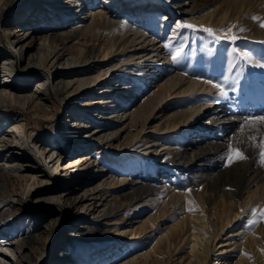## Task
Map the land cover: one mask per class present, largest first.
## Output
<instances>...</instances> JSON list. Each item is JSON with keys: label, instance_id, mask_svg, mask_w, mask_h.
<instances>
[{"label": "rangeland", "instance_id": "1", "mask_svg": "<svg viewBox=\"0 0 264 264\" xmlns=\"http://www.w3.org/2000/svg\"><path fill=\"white\" fill-rule=\"evenodd\" d=\"M36 1L38 2L8 0L0 11V55L10 61L21 58L18 67L23 71L15 82L25 81L30 91H35L42 83L46 84L52 93L53 88L63 87L68 81L80 77L78 72L68 75L59 70L50 75L38 66L29 68L28 71L23 67L40 64L44 57V50L40 47L43 46V38H46L47 42H50V39L56 41L62 48L68 44L63 41L66 32L78 26L88 25L93 19L101 21L115 16L121 22L130 21L138 27L136 30L139 29L145 35L148 42H154L155 47L159 49L153 51L146 41L145 45L128 47L124 54L114 57L116 59H110L109 53L106 59L102 58L106 50L98 53L99 56L90 63L98 61L102 71L109 68V59L116 64L120 58L125 57V60L127 58L130 61L131 58L136 60L138 56H143L141 61L136 60L140 66L134 67L143 70V74H148L146 80L134 81L132 75L126 76L125 79L117 76L116 82L109 85V91L101 92L99 87V90L82 95L78 100H71L68 103L70 107L67 108L53 98L52 119L34 116L18 103L0 104V118L8 115L23 117L22 131L27 144L46 137V143L41 146L43 151L45 150L44 157L53 152L55 156L63 155L60 165L53 162L52 168H57L61 173L67 170L70 174L77 161L88 157L97 163L99 168L85 176L77 173L76 178L79 180H74L72 185L66 188V197L73 198L79 193L80 198L76 201L77 208L71 211V220L59 231L56 222L62 207L48 204L43 213L32 211L33 207L40 206L37 203L47 202L46 191L54 183V177L46 170L44 171L49 175L44 173L39 162L32 159L28 161V158H34L32 151L41 162L37 151H25L27 159L24 161L19 156H0V163L7 166L3 167L5 171L14 175H25L22 179L15 177L12 180H0V242L9 244L17 238L25 243L22 252L17 254L18 263H10H60V243L76 231L73 226L77 222L80 223L79 210L82 205L95 204L96 208L102 209L106 204L112 210L117 209L113 222H100V228L109 232L120 222L123 212L134 218V214L139 211L140 219L144 220L149 218L156 208H161L162 212L157 213L159 219L156 221L161 227L155 228L152 233L154 236L160 234L159 230L173 227L181 218L202 213H206L210 225H217L219 228L225 216L223 208L227 206L236 215L235 222L223 232L217 233L211 244L210 260L208 259L206 264L215 263L216 250L226 236L238 232L241 235H259L264 232V222L247 226L249 221L260 219V211H264L263 205L257 204L253 212L257 209L258 211L249 215L243 214L244 207V210L240 209L241 202L249 200L254 192L264 191V163L261 162V152L264 151V123L258 120L259 117H264V36L261 34L254 37L257 29H264L260 26L264 23V0H257V4L249 12H240L242 20L237 14V3L244 2L243 6L249 7L252 0L172 2L171 5L185 4L184 9L189 11L193 6L194 15L185 16L174 13L176 10L170 9L172 6L166 3L167 0H143L138 3L127 0V4L119 6L114 3L116 0H95L88 8H77V11L82 10L72 15L64 24H52L51 19L49 23L44 22L42 18L33 22L27 17L17 19ZM147 16L154 24L147 26L143 22ZM202 18H206L204 24L200 23ZM163 19L166 25L159 33L156 31L157 21ZM179 23L181 25L177 27L176 24ZM186 25H194L196 29ZM5 27L13 35L9 37L4 32ZM203 28H211L215 35L202 31ZM59 34L62 37L58 38ZM129 35L133 37L131 32ZM17 37L20 39L13 47L11 41ZM72 43L81 47L91 44L98 47L100 44L96 37L82 36ZM24 45L28 46L21 51ZM141 45L146 46V49L141 50ZM63 51L67 54L68 49L66 51L65 47ZM71 52L75 53L74 50ZM158 53L160 55H157ZM4 60L0 58L1 70L7 69ZM125 62L130 66L137 63ZM161 65L163 67H160ZM88 71L83 69V72ZM99 72L97 68L90 71L93 76ZM171 77L176 78L177 83L170 87L162 101L159 100L144 116L132 119L135 108L144 104L157 85ZM190 82L196 84L190 86ZM106 97H111L109 102ZM74 108L83 109L85 113L76 112L73 115ZM13 122H10L11 128H1L7 132L5 138L9 142L14 141L12 127H19V123ZM67 127L70 132H67ZM96 130H102L100 134H112L113 145L98 141L96 146H92L91 142L87 147L78 148L73 152L64 149L69 143L78 141ZM58 135L62 140L57 138ZM118 144L120 149L115 148ZM234 150L242 152L247 158L236 159ZM230 156L234 162H230ZM238 182L240 188L235 195V184ZM139 187H151L152 190L144 197H139ZM84 190L91 193H88V198L80 201ZM234 195L236 197L232 198ZM190 208L193 211H190ZM91 219L92 216L89 217V220ZM231 230L235 232H230ZM233 238L237 246L234 245L232 258L239 252L238 245L242 242V236ZM146 241H139L128 247L126 255L149 249L153 240ZM74 242L75 240L70 241ZM245 251L248 252V248ZM166 252L158 255L156 264H186V244L179 248L172 247ZM126 255H109L103 264H120ZM181 257L183 259L180 262ZM92 264H101V261L96 259Z\"/></svg>", "mask_w": 264, "mask_h": 264}, {"label": "bare ground", "instance_id": "2", "mask_svg": "<svg viewBox=\"0 0 264 264\" xmlns=\"http://www.w3.org/2000/svg\"><path fill=\"white\" fill-rule=\"evenodd\" d=\"M6 1L8 0H0V11L3 5L6 3ZM132 1L134 3L135 2L138 3L143 0H132ZM174 1H178V0H167L166 2L168 5L172 6L170 9L176 10L174 11V13L180 16L194 15L195 12H192L194 10L193 6H192V10L190 11L185 10L184 9L185 4L183 3H177L171 5V3ZM94 2L95 0H38V2L36 1L32 3L25 10V12L22 15H20L17 19L27 17L30 18L29 20L30 22H33L35 20L42 18V21L44 22L46 21L49 23V19H51L53 20L52 24H59V22L60 24H64V22L68 21V19L72 15L82 10V9H78L77 11L76 10L77 8H81V7L83 8V6L88 8V5L93 4ZM114 3L116 4V6H119L124 3L127 4L128 2L127 0H116ZM243 4L244 2L237 3L236 8L238 9L237 11L238 15L240 14V12H249L254 7V5L257 4V0H252L250 3L251 5L249 7L248 6L245 7L243 6ZM189 5L191 6L192 4ZM239 16H238L239 19L242 20L241 18L242 15ZM205 19L202 18L200 23L204 24L206 21ZM151 21H152L151 18L147 16V19L144 20L143 22H145L146 25L148 26L150 24H154L151 23ZM31 25H33V23ZM165 25L166 24L164 22V19L162 21L158 20L156 31L161 33L164 30ZM176 25L177 27H179L181 23ZM137 28L138 27L134 26L130 21H128L127 23L121 22L115 16L112 17L110 16L101 21H96L95 19H93L91 23L88 25L82 27L78 26L73 28L75 30L70 29L63 36L64 37L63 41H67L68 44L67 46L65 45L62 48L60 47V44H58L56 41L50 39V42L49 41L47 42L46 38L42 37L43 46L40 47L41 49L44 50V57L40 60L41 61L40 64L24 66L23 67L24 70L28 71L29 68L31 69L33 67L38 66V68L41 67L42 69L48 71L50 75H54L59 70L68 75L71 74L72 72L80 73V77H78V79L68 81L63 87L58 86L53 88L52 93L49 92V89L47 88V86H45L46 84L44 85L41 83V85L39 84V86L36 88L35 91L33 90L30 91L25 81L23 83L15 82V80L20 77L19 76L20 72L23 71L18 67L21 58L10 61L9 58L6 59L2 55H0L1 59L3 60L5 59L4 63L7 66L6 70L0 69V81L2 82V84H0V104L18 103L21 104L27 110H29L31 114H33L34 116L52 119L54 117L53 98H55L58 102L62 103V105L67 108L69 106L68 103L71 100L77 99L85 94L88 95V93L93 90H99V87L102 90L101 92L109 91L110 90L109 85L111 83L116 82V79L118 78L117 76H122V78L125 79L126 76L132 75L134 81L146 80L145 78L146 76H148V74H143V70L134 67L135 65L140 66V63L137 62L136 60L142 59L143 56H138L136 60L132 58L130 59L131 57L130 56L128 58L130 59V61H135L139 63L137 64L134 62L135 64L133 66H130L127 64V62H125V61H128V63L130 62L129 60H127V58L125 60L124 59L125 57L123 59L120 58V61H118L116 64H114L113 60H110L118 55L121 56L122 54H124L127 48L130 46H135L137 44H144V43L146 44L147 40L145 38V35L139 29L136 30ZM4 32H6L9 37L13 35L10 31H8L6 27L4 28ZM130 32L133 34V37H130L129 35ZM256 33L257 34L255 36L253 35L254 37H258L257 35L260 36L261 34L262 36H264V29L263 30L261 29L260 31L257 29ZM80 36L96 37L97 40H99L100 44L98 47H96L94 44H91L88 47H81V45H79L80 46L79 47L78 44L76 45L72 43ZM60 37L62 36H60L59 34L58 38ZM19 39L20 38L17 37L15 40L11 41V45L14 47V44L17 41H19ZM148 43L154 49L153 51H157L159 49L155 47L154 42L149 41ZM144 45L143 46L141 45V50H143L146 47ZM27 46L28 45H24V48L21 51H23ZM59 47L61 49H59ZM65 47H66V51L68 49L67 54H64L63 51ZM71 50H74L75 53L72 54ZM104 50H106V53H103L104 55L102 56V58L106 59L107 53H109L111 56V58L107 61V66L109 68L106 71L101 70L102 69L101 64H99L98 61H97L98 63L95 61L94 64L90 63V61L94 60L95 57L99 56L98 53ZM134 55L135 54H133V56ZM157 55L160 54L158 53ZM118 64L120 65L119 68H118L119 66ZM160 67L163 66L161 65ZM94 68L99 69L100 72L98 74L96 73V75L93 76L92 73H90V71L93 70ZM83 69H88L89 71L83 72ZM176 83H177V79L171 77L165 82L161 83L160 85H157L154 92L144 102V104L142 103L140 106L135 108L131 118L135 119L138 117H142L148 111L152 110L154 106L157 104V102H159V100H161L166 95V93L169 92L170 87L175 86ZM189 84L190 86L192 85L194 86L196 83L190 82ZM111 97L105 98L107 102L110 101ZM49 100H50V104H49ZM51 103L53 104V106ZM119 103L121 104L120 100ZM84 111L85 110L83 109L81 110L74 108V112H73L74 114L73 113L72 114L75 115L76 112H84ZM23 120L24 119L21 115L19 116L8 115L6 117L0 118V139L2 140V142L0 140V156H4L5 158L19 156V158L24 161V159H27L25 158V154H24L25 151H31V149L37 151L39 158L41 159V162L37 157H35V154L32 151L31 154L34 156V158H28V161L29 159L30 161L32 159V161L39 162L42 166L43 171L46 170L50 175L54 177V183H52L51 188L46 191V193H48V197L46 200L47 202L37 203L40 206L33 207L32 211L34 213L35 212L43 213V211L46 209L48 204H55L57 205L58 208L62 207V211L64 212L62 213V211H60L59 217L57 218V222H56V226L58 230L61 231L68 224L69 220H71L72 217L71 211L77 208L76 201L79 200L80 198L79 193H76L75 194L76 196L74 195L73 198L66 197L65 196L66 195L65 192L67 190L66 188L72 185L71 182H73L74 180L76 181L79 180L78 178H76L78 176L77 173H80L81 175L84 174L83 176H85L91 171L93 172L99 170V168L97 167V163L91 161L89 157L88 159L86 158L85 160H82L81 158L79 161H77L75 163V168L72 170L70 174L68 173L67 170H64L63 173H61L58 171L57 168H52L51 163L53 162L54 164L56 163L57 165H60V161L63 155L59 154L55 156V153L53 152L52 154L47 156L48 158L44 157L45 150L43 151V148H41V146L44 145V143H46L45 142L47 140L46 137H42L36 142L31 141L29 144H27V141H25V137L23 136V131H22L24 125L22 123ZM11 121L19 123L18 128H15V126L12 127V130L13 129L14 130L11 134L14 141L16 140L15 142L14 141L9 142L5 138V134L7 132H5V130H1L3 126H8V128H11L12 125L10 123ZM76 125L79 124L77 123ZM101 131L102 130H96L94 132H90L87 135L80 138L78 141H74L72 143H69L70 145L64 146V149L66 151L73 152L78 148L87 147L91 142H92V146H96L98 144V141H100L101 143L105 142L109 144V146L113 145V139H114L113 135L108 133L100 134ZM67 132H70L69 127H67ZM57 138L61 139L59 135L57 136ZM119 147L120 144H118V146L115 148L117 149ZM3 167L7 168V166H4L0 163V180L1 179L12 180L15 177H17L18 179H22L25 176L20 174L14 175L10 172L5 171ZM47 172L44 171V173L48 174ZM235 188H236V193L234 194L237 195V191L240 188L239 182L235 184ZM151 190H152L151 187L149 188L139 187V191H137L139 195L137 196L144 197L145 195L149 194ZM89 192L90 191L84 190L80 201L84 200L85 198H88L87 195ZM235 195L232 196V198L236 197ZM257 204L264 206V191L262 193L254 192L249 200H245L244 202H241L240 209L244 210L245 208L243 214L249 215L253 212V209ZM96 207L97 206L95 204H93V206L92 204L89 206L82 205L81 209L79 210L80 223L77 222L76 223L77 226L76 225L73 226L76 231H73L70 234V236L66 239V241L60 243L62 246L61 248L62 250L59 254L58 259L62 261L58 264H92L96 259H100L101 264H103L105 263V261H107L105 259H108L107 257L109 255L110 256L113 255L114 257H118L121 254L126 255L128 253V247L132 246L133 244L139 241L141 243V241L143 240L144 241L153 240V242H151L152 244H150L149 249L147 250L144 249V252L141 253L139 251H134L133 254L126 255L125 259L121 261L120 264H156L158 255L160 253H167L166 251H170L172 247L179 248L181 245H185V244L188 248V252H186L187 255L184 259L187 260L186 264H206L207 260L209 259V254L211 252L210 251L211 244L213 240L217 237L218 235L217 233L223 232L226 228L230 227L231 224L235 222V218H236V215L234 214L233 210L227 206L223 208V212L225 216L223 217V221L221 222L219 228L217 225H210L208 223L206 213H202L198 215L194 214L190 216L188 215L187 217L179 219L177 221V224H175L173 227L166 228L165 230H159L160 234L158 233L159 235L157 234L158 236L157 237L156 235L154 236L152 233L155 231L156 227L158 228L161 227V225L158 224V222H156L157 219H159V216L157 215L162 212L161 208H156L155 212L152 209L154 213L152 212L153 214L149 218H146L144 220L140 219L141 213L139 211H137L134 214L136 215L134 218L132 216H127L126 212H123L120 222L118 223L117 220L118 224H116L114 226V229L110 230L109 232V230L100 228L101 227L100 222L106 221L109 223L110 221H112L113 217L116 216L118 212L117 209L112 210L106 204L102 207V209H98ZM95 213L96 215H94ZM90 216H92L91 220H89ZM230 232H235V230H231ZM236 236H242V240H240L242 242L238 245L239 252L237 256L232 258L231 254H233L232 250L234 249V245L237 246L236 242L233 241L235 239L233 237ZM72 240H75V242L70 243V241ZM24 246L25 243L21 242L17 238H15L9 244H5L4 241H1L0 264H12L10 262L18 263L17 254H20L22 252ZM232 246L233 248H230ZM247 248H248V252L245 251V249ZM103 249H105V251H102ZM216 252H217L215 256L216 259H215V263L213 264H264V232L262 231V233H260L259 235L255 233H250L248 235L247 234L241 235L240 232L232 233V235H228L224 238V240L222 241L220 247L216 250ZM182 259L183 258L181 257L180 262L182 261Z\"/></svg>", "mask_w": 264, "mask_h": 264}, {"label": "snow or ice", "instance_id": "3", "mask_svg": "<svg viewBox=\"0 0 264 264\" xmlns=\"http://www.w3.org/2000/svg\"><path fill=\"white\" fill-rule=\"evenodd\" d=\"M260 26L264 27V23H261ZM186 27L192 28L194 30L196 29V26H194V25H186ZM201 30L209 33L210 35H215V33L213 32V30L211 28H203ZM217 87H219V85H217ZM258 120H259L260 123H264V117H259ZM234 152H235V158L236 159L243 160V159L247 158V157H245L243 155L242 152H238V151H235V150H234ZM229 159H230V162H234V161H232V157L231 156H230ZM261 162L264 163V151L261 152ZM189 210L193 211V209H191V208ZM255 211H258V210H254V212ZM260 222H264V211H260V219L259 220L253 219V220L249 221V224L247 226L251 227L252 225L258 224Z\"/></svg>", "mask_w": 264, "mask_h": 264}]
</instances>
